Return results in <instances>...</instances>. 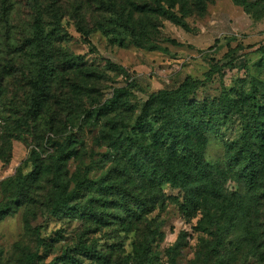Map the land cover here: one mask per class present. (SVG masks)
Listing matches in <instances>:
<instances>
[{
    "label": "rangeland",
    "instance_id": "obj_1",
    "mask_svg": "<svg viewBox=\"0 0 264 264\" xmlns=\"http://www.w3.org/2000/svg\"><path fill=\"white\" fill-rule=\"evenodd\" d=\"M12 7L7 14L2 10L0 0V71L11 70L4 81V100L10 113L23 115L29 105V69L26 67V37L28 34L32 0H5ZM57 7L62 14L61 38H54L55 47L61 45L81 57L82 65L99 73L87 82L90 97H84L88 108L92 99L100 103L109 99L115 88L125 93L121 98L126 105H120L128 132L136 130V118L148 96L163 88L178 86L185 76L203 80L197 96L206 102H218L241 98V102L263 100L264 94V16L253 18L231 0H211L203 13L192 11L185 20L184 29L168 19L156 20L155 30L149 41L166 50L150 51L135 46L122 33H104L97 26L101 16L97 13L94 0H45ZM6 3V4H8ZM83 16L84 27L90 29L89 44L76 29V18ZM63 36V37H62ZM175 39L179 45L168 39ZM24 43V44H23ZM230 48H235L233 64L220 73L206 75L211 65L220 61ZM57 58H61L60 53ZM66 81L73 74L61 73ZM67 89L52 85V93L62 94ZM228 97L226 98V96ZM61 96L52 99L58 108ZM69 101L73 104L72 96ZM75 101V100H74ZM128 106V110L125 107ZM225 123L207 134L204 148L205 160L217 168L227 166V158L233 149L228 144L237 139L242 131L243 118L229 109ZM62 114L52 125L46 126V119H39L32 128L15 124L6 125L0 119V204H7L13 189L3 183L14 176L21 167L26 173L31 169L28 156L34 144V137L42 136V157L52 153L53 142L73 138L75 157L67 161L68 175L77 169L79 160L89 167L88 177L96 178L112 163L114 152L99 138L101 119L89 118L80 124L63 125ZM20 136V138H18ZM86 167V168H87ZM81 168L82 167L81 165ZM224 193L231 198L228 218L210 225H198L201 213L187 218L181 210L183 193L168 184L161 187V198L154 210L146 215V224L140 227L157 228L159 236L152 246V264H170L169 249L180 242L175 264H264V183L258 184L259 194L248 189L233 173L221 177ZM36 215L27 213L25 205L0 218V264H24L21 251L35 252L39 259L34 264H78L61 260L64 250L74 257L75 245L83 226L78 219L56 218L45 211ZM27 219V225L25 220ZM86 243L97 250L109 251L119 261L130 258L132 243L136 238L134 230L123 229L122 225L109 224L83 234ZM221 241V245L215 246ZM217 241V242H216ZM19 244V247L16 246ZM215 248L216 252L213 250ZM80 264H95L82 259Z\"/></svg>",
    "mask_w": 264,
    "mask_h": 264
},
{
    "label": "trees",
    "instance_id": "obj_2",
    "mask_svg": "<svg viewBox=\"0 0 264 264\" xmlns=\"http://www.w3.org/2000/svg\"><path fill=\"white\" fill-rule=\"evenodd\" d=\"M210 1L94 0V3L101 16L97 27L104 33L120 32L137 47L165 51V47L149 41L155 30L154 22L162 17L187 29L185 17L192 11L203 13ZM231 1L255 19L264 16V0ZM1 3V11L7 14L11 2L1 0ZM30 9L25 39L26 67L30 74L29 105L21 116L7 111L3 84L11 70L3 69L0 71V119L6 125L15 124L16 129L22 125L32 128L39 119H46V126L51 130L62 114L65 115L64 126L76 121L82 124L92 117L102 118L99 138L115 154L110 159V166L96 178L88 177L89 167L81 159L76 171L69 176L67 161L76 153L73 138L68 136L53 142L52 153L42 157V136L34 137L35 145L28 156L31 169L24 173L18 167L14 176L3 182L13 191L8 203L0 204V218L22 205L34 217L35 207L40 206L38 211L56 218L78 219L83 226L75 245L77 255L82 258L64 250L61 260L78 264L83 258L95 264H152V246L159 232L157 228L149 225L144 228L140 224H146V215L154 210L161 198L163 185L182 191L183 214L191 218L201 213L200 226L205 224L203 219L212 225L230 218L227 217L228 208L233 200L224 193L223 175L233 173L248 189L259 194L258 184L264 183V94L262 101H257L253 95L252 101L244 104L241 98L206 102L197 96L203 80L185 76L178 86L151 93L136 118V130L128 132L124 129V116L119 111L120 105H126L121 98L125 95L124 90L115 88L112 96L102 103L92 99L90 106L98 103L94 107L84 105V97H90L87 82L99 73L82 65L79 55L61 45L54 46V38H61L62 31V14L57 7L46 4L45 0H32ZM76 21V29L89 44L90 29L84 27L83 16L77 17ZM168 41L180 44L175 39ZM234 50L229 47L206 75L220 73L223 68L231 66ZM63 72L73 74L74 78L64 81L60 77ZM56 84L67 89L63 95H50L52 85ZM70 95L73 104L69 101ZM59 96L60 108L52 103V99ZM125 109L128 110V106ZM229 109L243 118L242 131L228 144V149L233 151L228 155L227 166L217 168L205 160L203 152L207 134L225 123L224 117ZM261 193L264 195V189ZM25 223L27 225V219ZM111 223L136 232L127 260L114 259L109 251L97 250L93 244L86 243L83 234ZM217 241L215 246L221 245V241ZM16 246L20 248L18 243ZM179 246L178 241L169 249L170 264H175ZM213 250L216 252L215 248ZM21 254L24 264H34L35 259H39L35 252L22 250Z\"/></svg>",
    "mask_w": 264,
    "mask_h": 264
}]
</instances>
